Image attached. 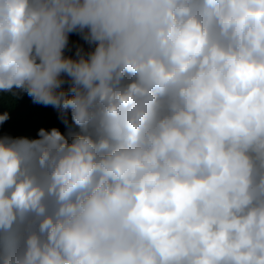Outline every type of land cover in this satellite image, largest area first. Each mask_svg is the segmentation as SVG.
Instances as JSON below:
<instances>
[{
	"label": "clouds",
	"instance_id": "clouds-1",
	"mask_svg": "<svg viewBox=\"0 0 264 264\" xmlns=\"http://www.w3.org/2000/svg\"><path fill=\"white\" fill-rule=\"evenodd\" d=\"M17 91L77 130L0 135V264H264V0H0Z\"/></svg>",
	"mask_w": 264,
	"mask_h": 264
},
{
	"label": "trees",
	"instance_id": "trees-1",
	"mask_svg": "<svg viewBox=\"0 0 264 264\" xmlns=\"http://www.w3.org/2000/svg\"><path fill=\"white\" fill-rule=\"evenodd\" d=\"M77 47H81L86 54L91 46L88 45L81 38L79 34L70 33L69 34V46L65 50V55L74 57ZM65 87H67V85H65ZM25 97L27 100H25ZM27 101L28 102L30 101V102L28 103ZM31 103L32 105H30ZM36 105L37 104H35L32 101L31 97H29L26 92L17 91L16 94L0 92V113L7 112L9 114V119L6 122H4L2 125H0V135L11 136V137H26L29 139H34V138H38V129L43 128V127L46 130L56 127L65 135L68 134L69 127H71L72 130H77L76 126L73 125L71 122L70 114L68 116V125L66 126L59 118V115L56 109H54L51 106H44L41 104H38L39 107L37 105V108H35ZM28 110L30 111L28 112ZM34 113L38 115H35ZM29 115H31L33 118L36 116L37 117L35 118L36 122H34L35 119H31V116Z\"/></svg>",
	"mask_w": 264,
	"mask_h": 264
},
{
	"label": "bare ground",
	"instance_id": "bare-ground-1",
	"mask_svg": "<svg viewBox=\"0 0 264 264\" xmlns=\"http://www.w3.org/2000/svg\"><path fill=\"white\" fill-rule=\"evenodd\" d=\"M27 98H28V97H27ZM23 100H24V99H23ZM25 100H27L26 97H25ZM25 100H24V101H25ZM28 100H29V99H28ZM27 102H28V101H27ZM27 102H26V103H27ZM29 102H30V101H29ZM29 102H28V103H29ZM35 104H36V103H35ZM23 105H25V104H23ZM30 105H32V103H31ZM30 105H29V106H30ZM37 105H38V104H37ZM37 105H36L35 108H37ZM26 107H27V106H26ZM38 107H39V105H38ZM28 108H29V107H28ZM18 109H19V108H18ZM25 109H26V108H25ZM33 109H34V108H33ZM15 110H16V109H15ZM23 111H24V110H23ZM29 111H30V110H28V112H29ZM24 112H25V111H24ZM24 112H23V113H24ZM42 112H43V111H42ZM31 113H32V111H31ZM37 113H38V112H37ZM34 114H35V115H38V114H36V113H34ZM20 115H21V113H20ZM22 115H23V114H22ZM32 115H33V114H32ZM42 115H43V114H42ZM24 116H25V114H24ZM24 116H23V117H24ZM29 116H31V115H29ZM33 116H34V115H33ZM43 116H44V115H43ZM35 118H37V117L35 116V117L33 118V117L31 116V119H35ZM42 119H43V118H42ZM30 121H32V120H30ZM42 121H43V120H42ZM34 122H36V119L34 120ZM39 123H40V121H39ZM41 123H42V122H41ZM32 124H33V123H32ZM36 125H37V124H36ZM39 125H40V124H39ZM34 126H35V125H34ZM41 127H42V126H41ZM29 128H30V127H29ZM43 128H44V127H43ZM27 130H28V129H27ZM32 130H33V129H32ZM36 130H37V129H36ZM38 130H39V129H38ZM25 132H26V130H25ZM27 132H28V131H27Z\"/></svg>",
	"mask_w": 264,
	"mask_h": 264
}]
</instances>
